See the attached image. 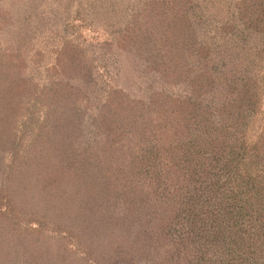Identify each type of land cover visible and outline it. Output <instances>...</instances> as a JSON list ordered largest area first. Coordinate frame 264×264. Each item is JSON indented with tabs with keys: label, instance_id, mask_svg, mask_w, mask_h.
Segmentation results:
<instances>
[{
	"label": "trees",
	"instance_id": "obj_1",
	"mask_svg": "<svg viewBox=\"0 0 264 264\" xmlns=\"http://www.w3.org/2000/svg\"><path fill=\"white\" fill-rule=\"evenodd\" d=\"M136 3L139 10L127 18L119 45L153 77L143 88L147 98L125 101L115 86L97 88L92 67L68 58L65 72L70 69L89 90L96 85L92 93L104 92L97 116L111 115L103 135L93 134L96 143L86 135L78 140L82 116L75 107L76 131L64 130L67 142L37 150L69 170L57 188L44 186L48 178L42 189L36 184L49 191L41 199L57 227L52 230L82 244L73 250L82 256L70 260L74 264H264V0H217L218 10L206 5L197 15L193 8L203 3L194 0ZM223 8L224 21L216 17ZM217 22L219 38L201 35L200 27ZM13 68L2 80L22 76ZM55 90L46 92L52 96H45L47 107L58 97ZM42 91L31 94L38 98ZM65 92L58 99L63 112L74 94ZM27 97L18 106L31 105ZM22 117L24 128L29 117ZM7 207L0 210V229L9 235L0 238L9 242L5 253L13 252L1 255L0 264H71L56 259L69 255L67 244L44 262L38 259L42 251L28 252L26 239L41 240L39 224L21 230L23 216Z\"/></svg>",
	"mask_w": 264,
	"mask_h": 264
},
{
	"label": "rangeland",
	"instance_id": "obj_2",
	"mask_svg": "<svg viewBox=\"0 0 264 264\" xmlns=\"http://www.w3.org/2000/svg\"><path fill=\"white\" fill-rule=\"evenodd\" d=\"M137 1L143 0H0V210H6L7 206H15V212L23 216L19 225L21 230L39 224L36 226L40 229L37 234H40L42 241H39V238L33 241L26 239L24 243L28 252L29 248L32 252H43L41 257H38L40 262L55 259L54 255L59 253L58 249L63 246L62 244H67L69 255L58 256L56 259L63 257V262L74 264L70 260H80L82 256L73 250H76L77 246L81 248L82 244L77 245L73 238L65 239L52 230L57 227H54L49 210L44 206L45 200L41 199V195H50L49 191L44 189L39 191L36 184L40 182L42 189V181L48 178L44 186L50 184L53 188H57L61 185L60 179L69 170L64 172L56 158L55 161L48 160L37 150L41 148L43 151H48L50 145L67 142V132L64 130L76 131H73V128L77 119L72 115L75 107L82 116L81 120L79 119L80 130L74 133L78 140L86 135L96 143L93 134L103 135L102 127L108 128L107 119L111 115L103 113L97 116L101 101L99 96L102 97L104 92L100 95L92 93L91 90L96 85L91 84L89 90L87 87L89 84L85 85L81 80L77 81L70 69L65 72L68 58L76 56L77 65L92 67V72L98 79L97 88L103 85L106 87L105 90L110 91V88L115 86L123 92L122 99L125 101L130 97L147 98L148 92H144L143 88L153 77L145 76L140 70L143 67L140 62L129 61L128 55L120 50L119 45L120 38L123 33L125 34L127 18L133 11L136 13L139 10ZM196 1L199 4L203 3L194 6L193 11L196 15L199 14L198 7L200 11L205 12L203 8L212 5L211 12H213L220 6L217 7V0H194V3ZM222 10L223 12L217 13L216 17L224 21L227 20V11L224 8ZM207 13L208 9L205 15ZM220 25L221 22L206 25L210 28L208 31L206 27H198L202 36L208 35V40L211 39L210 35H216L213 38L215 41L222 34ZM63 48L67 52L61 54ZM18 52L21 54L17 58ZM13 67L18 68L16 70L24 77L19 76L13 82L11 79L9 81L11 83L6 79L2 80L8 70L15 69ZM68 75L71 78L66 83ZM41 88L44 92H39L38 98L31 94L32 91L37 92ZM51 88L58 91V97L55 98L54 105L49 104L47 107L44 103L52 96H46V92ZM77 89L82 90L77 93ZM65 91L74 94L69 100L65 99V106L68 105L69 108L63 112L60 109L63 100L58 99L68 96ZM87 91L89 92L88 95L86 94L87 97L80 100V94ZM25 94L28 95L27 98H31L29 103L33 105V111L25 108L26 104L31 106L28 103L18 106ZM45 96L48 98L46 99ZM22 110L24 113L20 114ZM21 115L29 117L28 125L24 128L20 123L23 119ZM41 124L42 131L37 129ZM34 140L37 142L34 143ZM84 141L81 140L79 145L86 144ZM13 146L16 148L17 157L13 153ZM33 149L37 152L30 154ZM52 152L55 154L57 151L54 148ZM52 161L54 163H50ZM35 218H38L40 223L32 220ZM40 224L43 226L40 227ZM0 230V237H8L9 232L5 228ZM88 233L95 235L92 230H88ZM85 234L82 236L84 240L96 243V238H88ZM101 235L103 234L100 233L99 236ZM7 244L9 242L5 238H0V259L1 255L11 256L13 252L5 253L9 246ZM46 245L47 248L44 247ZM19 247L20 250L23 248V246Z\"/></svg>",
	"mask_w": 264,
	"mask_h": 264
}]
</instances>
